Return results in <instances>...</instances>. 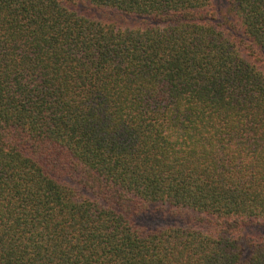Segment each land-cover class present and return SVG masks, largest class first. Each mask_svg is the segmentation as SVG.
Returning a JSON list of instances; mask_svg holds the SVG:
<instances>
[{
	"label": "trees",
	"instance_id": "16d2710c",
	"mask_svg": "<svg viewBox=\"0 0 264 264\" xmlns=\"http://www.w3.org/2000/svg\"><path fill=\"white\" fill-rule=\"evenodd\" d=\"M223 2L0 0V264H264V0Z\"/></svg>",
	"mask_w": 264,
	"mask_h": 264
},
{
	"label": "rangeland",
	"instance_id": "374dc122",
	"mask_svg": "<svg viewBox=\"0 0 264 264\" xmlns=\"http://www.w3.org/2000/svg\"><path fill=\"white\" fill-rule=\"evenodd\" d=\"M214 4H215V7L219 10V11H223V8H224V2L223 0H214ZM158 218L156 217V221L153 222V221H146L145 218L143 217H140L138 219L139 223L142 224V225H147V226H153V225H156L158 223H162L163 221H170L172 220V218L169 217H166L165 215H163L162 213L157 215ZM173 219H175L173 217ZM255 231H260V232H263L264 233V225L263 226H257L255 227L254 229Z\"/></svg>",
	"mask_w": 264,
	"mask_h": 264
}]
</instances>
